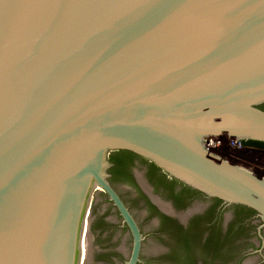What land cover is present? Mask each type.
<instances>
[{
  "label": "water",
  "instance_id": "obj_1",
  "mask_svg": "<svg viewBox=\"0 0 264 264\" xmlns=\"http://www.w3.org/2000/svg\"><path fill=\"white\" fill-rule=\"evenodd\" d=\"M263 103L264 0H0V264H123L110 201L134 264L120 149L264 225V176L203 145L264 142Z\"/></svg>",
  "mask_w": 264,
  "mask_h": 264
},
{
  "label": "flooded vegetation",
  "instance_id": "obj_2",
  "mask_svg": "<svg viewBox=\"0 0 264 264\" xmlns=\"http://www.w3.org/2000/svg\"><path fill=\"white\" fill-rule=\"evenodd\" d=\"M107 159L106 173L115 169L124 175L125 190L141 208L132 212L109 183L138 227L141 239L134 264H264V225L255 211L210 197L131 151L114 150ZM110 203L116 211L113 222L131 241L112 251L113 259L121 256L127 264L134 237Z\"/></svg>",
  "mask_w": 264,
  "mask_h": 264
},
{
  "label": "rangeland",
  "instance_id": "obj_3",
  "mask_svg": "<svg viewBox=\"0 0 264 264\" xmlns=\"http://www.w3.org/2000/svg\"><path fill=\"white\" fill-rule=\"evenodd\" d=\"M212 139L214 143L208 150L211 154L264 176L263 146L245 141L234 143L221 136Z\"/></svg>",
  "mask_w": 264,
  "mask_h": 264
},
{
  "label": "built area",
  "instance_id": "obj_4",
  "mask_svg": "<svg viewBox=\"0 0 264 264\" xmlns=\"http://www.w3.org/2000/svg\"><path fill=\"white\" fill-rule=\"evenodd\" d=\"M212 137H216V136H206L204 139H203V145L204 147L209 150V147L213 145L214 141L212 139ZM229 141L231 142H234V143H237V142H240L239 140H235V139H228ZM218 142V141H217Z\"/></svg>",
  "mask_w": 264,
  "mask_h": 264
},
{
  "label": "trees",
  "instance_id": "obj_5",
  "mask_svg": "<svg viewBox=\"0 0 264 264\" xmlns=\"http://www.w3.org/2000/svg\"><path fill=\"white\" fill-rule=\"evenodd\" d=\"M261 109L264 110V104H262L260 106ZM250 143H253V144H260V145H264V142H260V141H253V140H248Z\"/></svg>",
  "mask_w": 264,
  "mask_h": 264
}]
</instances>
